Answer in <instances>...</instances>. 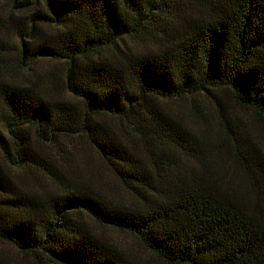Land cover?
Masks as SVG:
<instances>
[{
  "label": "trees",
  "instance_id": "obj_1",
  "mask_svg": "<svg viewBox=\"0 0 264 264\" xmlns=\"http://www.w3.org/2000/svg\"><path fill=\"white\" fill-rule=\"evenodd\" d=\"M10 2L0 29L17 24L21 69L48 62L55 81L0 76V242L25 260L1 251L0 264H138L91 221L163 264H264V0ZM12 51L0 40V69L15 68ZM202 98L218 113L221 141L184 124ZM171 101L189 109L176 115ZM63 137L89 144L136 201L92 192L33 142ZM24 166L52 190L27 191L14 171Z\"/></svg>",
  "mask_w": 264,
  "mask_h": 264
},
{
  "label": "rangeland",
  "instance_id": "obj_2",
  "mask_svg": "<svg viewBox=\"0 0 264 264\" xmlns=\"http://www.w3.org/2000/svg\"><path fill=\"white\" fill-rule=\"evenodd\" d=\"M10 5V0H0V15L2 18L11 11L12 8H10ZM18 14L19 13L16 15ZM21 16H23V14H21ZM14 23L15 22H12L7 27L0 29V40L8 42L13 47L12 54L9 56L10 61L15 68H1L0 76L21 84L30 85L35 82L43 88L49 87V85L55 81V74L46 72L53 69V65H50L45 61H38L32 64V69L31 67L29 68V66H27V70L25 72L21 69L19 64V54L22 40L16 33V28L18 26ZM44 29L51 30V28L47 26H44ZM128 41L134 48H141L144 44L140 39L130 38ZM57 65L61 66L60 64H55L54 66L57 67ZM18 69H20V71H18ZM201 101L200 106H196L198 115L185 117L184 124L187 125L189 129H192V131L201 139H205L211 143L221 141L222 130L219 124L220 121L217 117L218 113L210 102L204 100L203 98ZM169 107L176 115H179L180 111L186 112L189 109L188 103L182 101H171L169 103ZM227 107L230 111H232L231 113H234L239 119L248 123L250 127H253L256 123H258L254 120L252 113L234 105L232 101H227ZM200 113H203L204 117H200ZM33 142L39 152H50L55 161L57 160L58 166L61 165L64 167V169L71 173L70 176H73L76 180L85 182V186L92 192L95 191L114 203L131 205L136 201L133 194L127 189V187L123 186L119 182L113 172L103 162L99 155L89 146V144L85 143V145H83L78 141L76 142L78 143V146H71V141L68 137H63L61 142L58 144L43 143L38 141L36 138H33ZM132 142V145L137 150L145 151V142L142 138L137 135H133ZM63 156H65V160L63 159ZM190 165L193 166L192 161L190 162ZM14 171H20L22 176L24 175V182H22V184L27 191L52 190V184H49V182L44 179L38 169L30 166H24L17 167ZM91 225L104 238H107L125 248L133 258V262L138 264H163L151 253L146 251L131 235L109 227L99 226L93 221H91ZM1 251L16 262H25L23 259L24 257H21L20 253H17L11 247L0 242V252Z\"/></svg>",
  "mask_w": 264,
  "mask_h": 264
}]
</instances>
